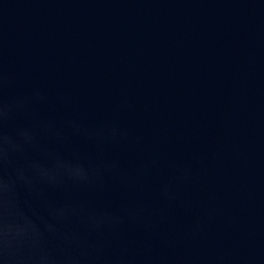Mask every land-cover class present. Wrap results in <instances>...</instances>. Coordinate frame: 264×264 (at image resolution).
I'll return each instance as SVG.
<instances>
[{
    "label": "water",
    "instance_id": "95a60500",
    "mask_svg": "<svg viewBox=\"0 0 264 264\" xmlns=\"http://www.w3.org/2000/svg\"><path fill=\"white\" fill-rule=\"evenodd\" d=\"M0 58L18 77L10 95H50L41 117L118 122L142 143L106 154L124 170L157 161L140 190L89 194L142 210L119 241L105 237L113 249L137 264H264V0H0Z\"/></svg>",
    "mask_w": 264,
    "mask_h": 264
},
{
    "label": "clouds",
    "instance_id": "9594fccd",
    "mask_svg": "<svg viewBox=\"0 0 264 264\" xmlns=\"http://www.w3.org/2000/svg\"><path fill=\"white\" fill-rule=\"evenodd\" d=\"M17 79L0 58V264H137L126 248L113 249L105 237L119 241L128 225L141 223V208L123 202L113 211L93 203L89 194L143 187L148 167L157 161L124 170L119 156L106 154L109 147L139 145L142 137L115 121L43 118L35 108L52 98L40 88L10 95ZM55 103L74 107L62 90L55 92ZM121 107L134 110L131 103ZM17 118L29 123L9 132ZM45 138L56 147L43 143ZM187 177L186 168L177 169L176 181ZM74 191L84 195L74 197ZM47 192L59 193L62 202L49 200ZM159 194L174 199L173 183H161Z\"/></svg>",
    "mask_w": 264,
    "mask_h": 264
}]
</instances>
